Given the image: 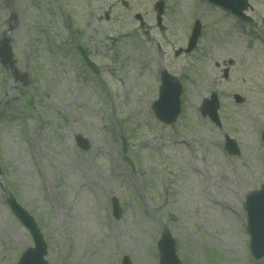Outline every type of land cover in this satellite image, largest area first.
<instances>
[{"label": "rangeland", "instance_id": "1", "mask_svg": "<svg viewBox=\"0 0 264 264\" xmlns=\"http://www.w3.org/2000/svg\"><path fill=\"white\" fill-rule=\"evenodd\" d=\"M156 1L0 0V47L13 53L0 62V264L33 245L7 194L35 218L49 264H120L123 254L158 264L165 230L183 264H264L249 253L243 209L264 183V0H249L250 26L202 0H164L163 29ZM195 19L197 49L175 56ZM228 59L224 80L215 63ZM162 68L183 84L172 125L151 109ZM213 90L222 128L198 111ZM225 134L239 155L224 151Z\"/></svg>", "mask_w": 264, "mask_h": 264}, {"label": "water", "instance_id": "2", "mask_svg": "<svg viewBox=\"0 0 264 264\" xmlns=\"http://www.w3.org/2000/svg\"><path fill=\"white\" fill-rule=\"evenodd\" d=\"M220 2V1H217ZM196 35H194L189 41L188 50L194 45ZM3 47L0 49L3 62H10L11 51L7 42H3ZM176 87V89H174ZM178 87L171 79L163 75V84L160 89V100L156 103V111L158 116L166 122L174 120L176 113L178 112ZM216 100H211L205 104L202 111L205 114H209L213 121L218 123V119L215 114ZM77 142L82 149L88 147V142L81 137H77ZM10 205L16 212V215L24 223V225L30 230L33 240L34 248H29L20 258L18 264H47L43 259L46 253V245L33 222L32 218L21 209L13 200H10ZM246 212L248 215L249 232L252 236L251 247L253 252L258 256L264 254V187L261 191L249 196L246 202ZM161 252L160 264H180L174 253V246L171 238L168 234L162 236L159 244ZM122 264H131L129 258L124 256Z\"/></svg>", "mask_w": 264, "mask_h": 264}]
</instances>
